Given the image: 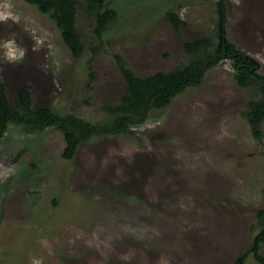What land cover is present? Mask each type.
<instances>
[{"label": "rangeland", "instance_id": "rangeland-1", "mask_svg": "<svg viewBox=\"0 0 264 264\" xmlns=\"http://www.w3.org/2000/svg\"><path fill=\"white\" fill-rule=\"evenodd\" d=\"M217 2L110 0L119 17L102 39L79 11L85 53L75 59L47 15L0 0L11 17L0 22V43L15 34L27 50L10 64L0 48V76L14 104L28 88L59 114L109 120L104 107L127 88L115 56L140 77L186 64L185 43L213 36ZM172 11L186 22L179 29ZM228 19L230 41L264 75V0H228ZM234 73L223 61L131 134L86 142L72 160L62 132L11 125L0 140V264H235L259 231L264 138H252L244 116L259 96Z\"/></svg>", "mask_w": 264, "mask_h": 264}, {"label": "trees", "instance_id": "trees-1", "mask_svg": "<svg viewBox=\"0 0 264 264\" xmlns=\"http://www.w3.org/2000/svg\"><path fill=\"white\" fill-rule=\"evenodd\" d=\"M47 15L55 24L65 45L75 59L85 53V46L77 29V15L83 11L93 21L94 34L102 39L118 17V9L110 0H23ZM217 22L212 37L199 38L185 43L189 56L186 64L168 72H157L147 77L138 76L121 56L116 55L117 66L126 83V94L119 104L107 105L104 110L109 120L91 122L74 113L59 114L52 107L38 105L28 88L19 92L17 104L9 97L0 76V140L11 125L23 127L27 132L55 129L63 133L65 148L63 157L72 160L82 144L105 136L117 137L131 134V127L145 123L153 111L167 109L174 100L188 89L199 87L210 70L225 60H231L235 70L234 80L242 88L252 89L244 116L249 124L252 138L258 142L264 138V75L257 59L240 50L228 37V0L216 3ZM176 29L186 24L175 12L167 13ZM100 46L91 49L93 55ZM88 88H93L96 73L89 63ZM258 233L241 253L235 264H247L252 256L258 264H264V207L257 211Z\"/></svg>", "mask_w": 264, "mask_h": 264}, {"label": "clouds", "instance_id": "clouds-1", "mask_svg": "<svg viewBox=\"0 0 264 264\" xmlns=\"http://www.w3.org/2000/svg\"><path fill=\"white\" fill-rule=\"evenodd\" d=\"M11 18L10 15L0 14V22H7ZM15 34L12 35L9 39L0 43V48L4 50V60L10 64H17L20 61H23L26 57L27 50L20 44H17ZM35 47L33 51H35Z\"/></svg>", "mask_w": 264, "mask_h": 264}]
</instances>
